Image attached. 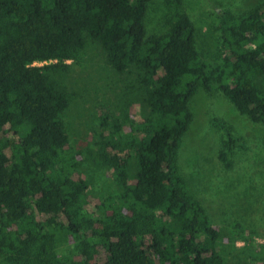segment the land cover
<instances>
[{
    "label": "trees",
    "instance_id": "16d2710c",
    "mask_svg": "<svg viewBox=\"0 0 264 264\" xmlns=\"http://www.w3.org/2000/svg\"><path fill=\"white\" fill-rule=\"evenodd\" d=\"M148 2L0 0V264H90L98 249L104 264H225L221 230L188 192L176 152L198 87L220 92L264 125V91L251 73L264 76V0L239 14L209 3L216 61L197 50L182 0H163L167 29L145 35ZM84 33L112 70L135 69L147 110L139 122L125 112L113 119L105 160L119 193L94 211L83 204L82 181L71 177L72 157L63 155L60 114L69 97L51 79L65 60L78 58ZM47 60L55 62L32 64ZM212 121L224 135L218 157L229 166L228 153L242 147L241 139L223 120ZM125 149L135 165L131 175L129 156L119 154ZM254 234L238 223L230 229L231 244L243 242L245 260L264 259ZM61 236L71 241L69 250L57 248Z\"/></svg>",
    "mask_w": 264,
    "mask_h": 264
},
{
    "label": "rangeland",
    "instance_id": "374dc122",
    "mask_svg": "<svg viewBox=\"0 0 264 264\" xmlns=\"http://www.w3.org/2000/svg\"><path fill=\"white\" fill-rule=\"evenodd\" d=\"M263 0H182L184 9L195 29V45L201 57L207 61L219 58L218 33L214 29L215 12L210 2L239 14ZM167 8L163 0H149L143 25L145 35L160 34L167 29L163 18ZM76 60L52 74L56 86L68 94L67 106L60 114L67 133V145L63 155L72 157L71 177L84 184L83 204L89 210L106 204L118 194L110 162L105 160L112 153L106 137L114 118L125 112L134 121H141L146 114L144 102L134 68L115 72L105 62L99 45L87 34ZM55 60L35 61L42 65ZM252 78L264 91V76L253 70ZM188 106L191 121L180 138L176 163L185 186L204 208L213 226L221 230L220 251L225 264H264L263 260H245L243 242L229 240L230 229L238 223L256 232L255 243L264 247V125L250 120L235 110L233 105L218 91H205L198 87ZM105 117V119H103ZM223 120L231 132L239 137L242 147H234L228 153L229 166H225L218 154L224 150V135L212 121ZM105 120V121H104ZM104 121V122H103ZM123 133L129 126H123ZM124 139V136H122ZM118 140V139H117ZM131 151L127 155V169L134 173ZM110 202V201H109ZM71 241L60 237L57 248L69 250ZM2 256H0V261ZM101 249L90 264H104Z\"/></svg>",
    "mask_w": 264,
    "mask_h": 264
}]
</instances>
